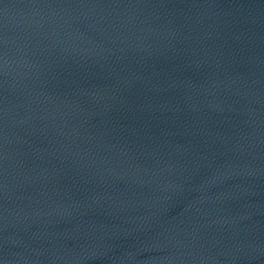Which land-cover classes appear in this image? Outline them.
<instances>
[{"label": "water", "instance_id": "obj_1", "mask_svg": "<svg viewBox=\"0 0 264 264\" xmlns=\"http://www.w3.org/2000/svg\"><path fill=\"white\" fill-rule=\"evenodd\" d=\"M0 264H264V0H0Z\"/></svg>", "mask_w": 264, "mask_h": 264}]
</instances>
